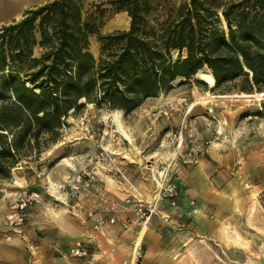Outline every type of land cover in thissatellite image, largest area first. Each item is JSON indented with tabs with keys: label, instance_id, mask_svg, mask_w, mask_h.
I'll use <instances>...</instances> for the list:
<instances>
[{
	"label": "rangeland",
	"instance_id": "374dc122",
	"mask_svg": "<svg viewBox=\"0 0 264 264\" xmlns=\"http://www.w3.org/2000/svg\"><path fill=\"white\" fill-rule=\"evenodd\" d=\"M48 1L41 0L33 9ZM101 1L111 0H84V17ZM184 1L150 0L157 8L151 13L152 24L155 16L166 19L168 10ZM102 9L95 15L98 33L89 37L97 63L108 54L103 53L100 37L131 27L128 12H117L111 4ZM36 38L42 39L39 30ZM45 51L36 45L34 57ZM26 72L27 68L22 75ZM216 86L205 65L191 78H176L157 96L140 98L133 110L81 100L55 132L39 139L27 137L14 166L0 177V226L50 253L57 244L90 243V235L97 233L74 218L89 222V210L113 209L121 231L130 227L132 252L137 238L142 243V255L138 260L131 257L132 264H243L249 258L264 264V97H216L206 107L198 102L206 96L264 91L253 84L247 67ZM116 118L132 143L118 131ZM18 132L12 129L1 137L0 146L13 144L21 136ZM134 153L141 162L135 161ZM80 174H89L93 183L80 185ZM30 197L35 201L22 212L23 223L9 226L7 216ZM139 203L156 208L145 232L135 212ZM55 211L62 215L57 217ZM65 225H75L78 233L65 231Z\"/></svg>",
	"mask_w": 264,
	"mask_h": 264
},
{
	"label": "trees",
	"instance_id": "16d2710c",
	"mask_svg": "<svg viewBox=\"0 0 264 264\" xmlns=\"http://www.w3.org/2000/svg\"><path fill=\"white\" fill-rule=\"evenodd\" d=\"M105 4L128 12L131 27L100 37L108 54L97 63L89 37L98 33L95 15ZM83 8L84 0H49L0 30V138L16 128L21 135L0 146V177L14 166L27 137L55 132L83 99L133 110L140 98L157 96L205 65L216 88L247 67L264 91V0H185L153 24L157 8L150 0L93 3L86 17ZM36 45L46 50L40 58L34 57Z\"/></svg>",
	"mask_w": 264,
	"mask_h": 264
},
{
	"label": "crops",
	"instance_id": "0c3cea01",
	"mask_svg": "<svg viewBox=\"0 0 264 264\" xmlns=\"http://www.w3.org/2000/svg\"><path fill=\"white\" fill-rule=\"evenodd\" d=\"M10 1H13V5L8 4L6 0H0V26L20 20L27 11L33 9L35 4H40L41 0ZM104 216L111 218L116 217L117 214L115 215L112 209V212H105ZM74 219L79 221L86 229L90 225V222H86L81 218ZM70 226L65 225L63 229L71 233H78V227L73 225L72 228ZM130 226L132 227L134 224ZM129 228L126 231H121L124 228L121 222H117L114 225H106L101 232L90 235L89 241L95 249L100 264H132L130 258L132 257L131 242L133 239L131 240V237H129ZM135 229L132 232H135ZM140 229L145 232L149 228L146 226ZM74 242L66 247L57 244L51 248L50 253H47L43 249L40 250L38 246L35 247L22 241L13 233L5 230L3 226H0V264H85L84 260L69 256L70 246Z\"/></svg>",
	"mask_w": 264,
	"mask_h": 264
},
{
	"label": "built area",
	"instance_id": "2783aa9c",
	"mask_svg": "<svg viewBox=\"0 0 264 264\" xmlns=\"http://www.w3.org/2000/svg\"><path fill=\"white\" fill-rule=\"evenodd\" d=\"M89 174H80L78 176L77 181L80 185H84L85 187H89L93 183V177L88 178ZM87 177V179H86ZM78 188V187H77ZM35 201V198L30 197L27 200H23L22 204L18 205L16 209H19L18 212L12 213L7 216V221L9 226H18L23 223V215L22 212L28 207L29 204H32ZM155 206L154 204H143L139 203L136 208L135 212L138 216L139 220H141L144 224H147L148 221L155 213ZM74 215L78 216L76 212H73ZM87 219L90 222L92 231H102L106 225H114L117 222L116 217L107 218L104 216L103 211H99L97 209L89 210L87 213ZM130 220L127 219L125 222V226H128ZM10 239V238H9ZM142 248L141 245L139 249L136 251V241H134L133 252H132V260L134 257H139L142 255ZM69 256L76 259L84 260L85 264H100V260L96 256L95 249L93 245L89 242L84 240H76L69 249Z\"/></svg>",
	"mask_w": 264,
	"mask_h": 264
},
{
	"label": "bare ground",
	"instance_id": "6f19581e",
	"mask_svg": "<svg viewBox=\"0 0 264 264\" xmlns=\"http://www.w3.org/2000/svg\"><path fill=\"white\" fill-rule=\"evenodd\" d=\"M118 20V19H117ZM124 20H126V19H124ZM125 24V23H124ZM123 24V25H124ZM216 97H219V98H222V99H230V100H234V101H257V100H259L260 98H262V97H264V92L263 93H246V92H242V93H238V94H223V95H219V96H206V97H203L202 99H200L198 102H200L201 103V105L203 106V107H206L207 105H208V103L210 102V100H213V99H215ZM196 105V104H195ZM117 114V113H116ZM117 120L115 121V122H117V125H118V131L119 132H121V134L127 139V140H129V142L130 143H132L133 142V139H132V137L130 136V134L128 133V131H126V129H125V127H124V125H123V123H122V120L121 119H119V118H116ZM114 122V123H115ZM81 144V143H80ZM222 145V144H221ZM216 146V145H215ZM218 147V146H217ZM216 147V148H217ZM214 149V148H213ZM132 151V150H131ZM135 157H136V159H135V161H138V162H141V159L139 158V155L138 154H133ZM154 157H152V159H153ZM157 160V159H156ZM134 161V162H135ZM144 165V164H143ZM106 177H107V179H108V181L109 182H111V183H113L114 184V182H115V179L112 177V176H110V175H108V174H106ZM157 181H159V180H157ZM160 183V182H159ZM57 217H60L62 214H60L58 211L56 212L55 211V213H54ZM147 226V224H145V225H143L142 227H146ZM142 243H141V241H140V239L139 238H137L136 239V251L139 249V246L141 245ZM264 253V252H263ZM264 256V255H263ZM134 259H137L138 260V258L137 257H134ZM257 259H255V258H249L245 263H243V264H256L257 263V261H256Z\"/></svg>",
	"mask_w": 264,
	"mask_h": 264
}]
</instances>
